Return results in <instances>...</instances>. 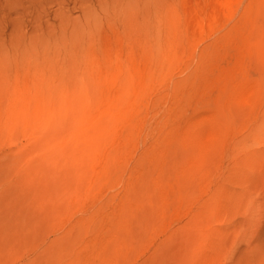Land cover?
Masks as SVG:
<instances>
[{
    "label": "rangeland",
    "instance_id": "374dc122",
    "mask_svg": "<svg viewBox=\"0 0 264 264\" xmlns=\"http://www.w3.org/2000/svg\"><path fill=\"white\" fill-rule=\"evenodd\" d=\"M157 2L0 0V264H264V0Z\"/></svg>",
    "mask_w": 264,
    "mask_h": 264
},
{
    "label": "bare ground",
    "instance_id": "6f19581e",
    "mask_svg": "<svg viewBox=\"0 0 264 264\" xmlns=\"http://www.w3.org/2000/svg\"><path fill=\"white\" fill-rule=\"evenodd\" d=\"M143 1V2H142ZM125 0V2L128 4V7L131 9V10H135L136 12L138 11V10H140V11H142V13L144 12V11H150V9H154V10H156L157 8V5H158V2H157V0H146V1H144V0ZM120 4V3H119ZM156 8V9H155ZM115 11V10H114ZM148 11V12H149ZM147 12V13H148ZM90 13V12H89ZM141 13V12H140ZM141 13V14H142ZM150 13V12H149ZM83 20H84V23H86V27H88V26H90V22L92 21V18H90V14H83ZM81 21V20H80ZM82 23V22H81ZM78 25V24H77ZM90 28H85V27H83L81 24H80V31H79V33H80V37L78 38V36L76 35L75 36V38H69V41L72 43V44H70V42H68L69 43V46H71V48L69 47V55H72V57L74 56V57H76L75 55H80V54H86V51H87V49L85 48V49H81V48H83L82 46H81V44L80 43H82L83 42V40H84V38H87V44H89V36H90V33L89 32H86V31H88ZM72 31V30H71ZM73 33H75V31L73 32ZM78 33V32H77ZM73 35V34H72ZM82 35V36H81ZM74 36V35H73ZM68 39V38H67ZM66 38H65V41L67 40ZM71 39V40H70ZM80 42H79V41ZM63 43H65V42H63ZM68 43H65V44H68ZM86 44V43H85ZM55 45V44H54ZM84 45V44H83ZM61 46H62V43H61ZM66 46V45H65ZM55 47H57V46H55ZM67 47V46H66ZM85 47V46H84ZM54 50H55V48H54ZM57 50V49H56ZM55 50V51H56ZM65 50H68L67 48H65ZM86 50V51H85ZM48 51H49V48H48ZM47 50H46V52H48ZM55 51H53V55H54V52ZM84 51H85V53H84ZM50 52H51V50H50ZM57 52H60V51H56V53ZM64 52H66V51H64ZM64 52H61V53H59V55L60 54H62V53H64ZM43 53H44V51H43ZM42 53V54H43ZM49 53V52H48ZM51 54V53H50ZM47 56L49 55V54H46ZM57 56H59L58 54H56ZM55 55V56H56ZM64 55V54H63ZM66 55V54H65ZM62 56V55H61Z\"/></svg>",
    "mask_w": 264,
    "mask_h": 264
}]
</instances>
